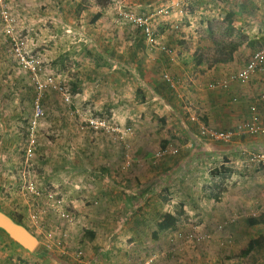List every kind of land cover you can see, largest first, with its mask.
<instances>
[{
    "label": "rangeland",
    "instance_id": "rangeland-1",
    "mask_svg": "<svg viewBox=\"0 0 264 264\" xmlns=\"http://www.w3.org/2000/svg\"><path fill=\"white\" fill-rule=\"evenodd\" d=\"M207 1L218 6L220 19L187 17L197 18L202 2L189 0L180 30L163 18L158 23L159 42L179 49L176 60L194 56L187 60L194 65L201 53L212 63L219 47L234 39L247 40L242 47L250 58L264 47V0H251L250 23L237 21L234 29L221 20L231 5ZM80 3L85 8L78 14ZM130 6L128 0H108L105 7L94 0H0V212L39 241L30 261L0 243V263L47 264L61 256L82 261L86 229L77 228L72 197L88 207L91 180L119 185L159 175L192 142L166 135L150 104L156 95L166 104L173 93L164 78L170 60L150 51L142 33L122 18L120 11ZM171 147L179 149L176 156L157 157ZM160 244L171 260L169 238L167 247ZM79 250L82 259L73 256Z\"/></svg>",
    "mask_w": 264,
    "mask_h": 264
},
{
    "label": "crops",
    "instance_id": "crops-1",
    "mask_svg": "<svg viewBox=\"0 0 264 264\" xmlns=\"http://www.w3.org/2000/svg\"><path fill=\"white\" fill-rule=\"evenodd\" d=\"M176 1L128 0V3L131 8L157 13ZM201 1L197 18L183 11L182 15L161 16L160 20L166 19L165 24L172 28L185 15L193 20L220 19L218 6L212 8L209 1ZM214 2L223 9L231 5L228 13H234L237 21H242V27L250 23L251 0ZM261 25L264 30L263 18ZM242 48L229 63H210L200 53L201 58L194 65L187 61L194 56L186 54L185 59L176 60V55L174 62L167 64V72L176 83L171 88L173 93L168 94L166 104L157 95L150 104L167 125L166 135H185L195 146L189 143L179 158L167 160L168 165L159 175L156 171L147 178L138 176L119 185L89 181L86 195L92 201L90 206L82 207L84 202L72 197L77 210V228L85 226L86 231L95 234L92 241L85 238V259L50 257L46 259L47 264H135L138 261L141 264L151 258L156 264H179L163 257L164 244L160 243L164 240L167 247L171 234L190 232L193 227L207 239L197 250L187 248L180 264H264V243L250 254L244 253L252 240L264 237V222L250 224L253 220L264 221V135L243 136L230 144L200 137L204 125L221 131L233 129L250 117L253 104H258L264 124V103H257V95L264 93V71L248 83H232L226 90L208 87L214 78H226L247 64L249 53ZM164 57L170 60L167 55ZM159 61L164 62L160 59L156 62ZM191 73L193 77L185 85V77ZM194 117L200 121H192ZM167 215L177 221L171 228L160 230L159 224ZM0 241L2 247L9 245V254L16 253L30 261L31 253L20 246L15 250L14 241L1 232Z\"/></svg>",
    "mask_w": 264,
    "mask_h": 264
},
{
    "label": "built area",
    "instance_id": "built-area-1",
    "mask_svg": "<svg viewBox=\"0 0 264 264\" xmlns=\"http://www.w3.org/2000/svg\"><path fill=\"white\" fill-rule=\"evenodd\" d=\"M189 0H177L171 7L159 10L157 13L143 14L138 12L135 8L127 10H121L120 15L122 18L134 28L139 30L144 36L147 46L150 51H158L170 58L171 62L177 55L176 47H171L165 43L159 42V34L157 32V25L161 21L160 17H169L173 14L182 15L184 8ZM176 9V11H172ZM173 30H180V24H176L172 27ZM264 71V47L256 51L247 62V64L235 73H231L226 78H214L208 85L210 90H226L232 83H248L257 73ZM165 81L171 87H175V81L166 72L164 74ZM236 100V99H235ZM257 103H264V93L257 95ZM192 121L199 122V117H194ZM201 138L208 139L210 141L220 144H230L243 136H259L264 135V124L259 112L258 104H253L250 107V117L238 123L231 130H217L212 127L202 126ZM179 153L178 148H167L161 150L157 154L159 159L165 157L176 156ZM264 160V158H263ZM261 160L258 162L260 163ZM207 237L199 232L195 227L190 232L178 231L169 236L170 258L173 261H178L187 248L191 250H197L203 245ZM73 256L82 259L84 257L83 251H77L73 253ZM72 256V257H73ZM152 261H147L141 264H151Z\"/></svg>",
    "mask_w": 264,
    "mask_h": 264
},
{
    "label": "trees",
    "instance_id": "trees-1",
    "mask_svg": "<svg viewBox=\"0 0 264 264\" xmlns=\"http://www.w3.org/2000/svg\"><path fill=\"white\" fill-rule=\"evenodd\" d=\"M83 2H86L88 0H81ZM95 2H97V4L101 7H105L106 6V2L108 0H94ZM82 4L80 3L78 5V8H80V10H78V14L81 12V10H84L83 7L82 8ZM228 26V28L230 29H234V23L237 21V17L234 13H228V15L225 17L224 20ZM243 45V41L240 40H233L230 43L224 45V46H220L219 49L217 50V54L215 55V57L212 59V63L213 64H218V63H229L231 61L234 60V55L235 53L239 50V48ZM141 95V100L145 101V95L140 93ZM163 120V119H161ZM167 143H165L164 146H166ZM177 219L172 216V215H167V218H165V220H163L160 224H159V229L160 230H167L169 228L172 227V225L174 223H176ZM264 221H250L251 225H255V224H259V223H263ZM0 231L4 232V230L0 229ZM85 238H87L88 240H94L95 238V234L89 231H86L84 234ZM264 243V237L261 236L255 240H252L250 242V244L248 245L247 249L244 251L245 254H250L253 249L255 247H259L261 244Z\"/></svg>",
    "mask_w": 264,
    "mask_h": 264
},
{
    "label": "water",
    "instance_id": "water-1",
    "mask_svg": "<svg viewBox=\"0 0 264 264\" xmlns=\"http://www.w3.org/2000/svg\"><path fill=\"white\" fill-rule=\"evenodd\" d=\"M0 229L4 230L14 242L28 251H33L38 246L39 241L35 235L2 212H0Z\"/></svg>",
    "mask_w": 264,
    "mask_h": 264
}]
</instances>
